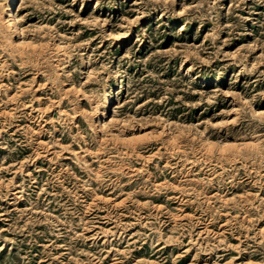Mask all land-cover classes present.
I'll list each match as a JSON object with an SVG mask.
<instances>
[{
  "label": "rangeland",
  "instance_id": "374dc122",
  "mask_svg": "<svg viewBox=\"0 0 264 264\" xmlns=\"http://www.w3.org/2000/svg\"><path fill=\"white\" fill-rule=\"evenodd\" d=\"M15 15L0 264H264V0H18Z\"/></svg>",
  "mask_w": 264,
  "mask_h": 264
},
{
  "label": "bare ground",
  "instance_id": "6f19581e",
  "mask_svg": "<svg viewBox=\"0 0 264 264\" xmlns=\"http://www.w3.org/2000/svg\"><path fill=\"white\" fill-rule=\"evenodd\" d=\"M18 3V0H9V5L8 7L4 10L3 12V18H2V25L0 26H4L6 28H8V30H10L11 34L13 35V37H17L18 35L21 34V28L19 25V21L18 18L16 17V4ZM44 49V48H43ZM83 92V91H82ZM113 103V101L111 99H109L107 101V105L105 107H103V110H107L111 107V104ZM115 105V103H113V106ZM112 108V107H111ZM98 109V108H97ZM44 111V110H43ZM100 114L102 113V115L105 116V113H103V111L101 109H99ZM94 124V123H93ZM96 124V123H95ZM99 126L101 128H104L106 126L107 123H105V121H103L102 119L99 121ZM173 139V138H172ZM117 140V139H116ZM237 145V144H236ZM246 146V145H245ZM253 146V145H252ZM243 148V147H242ZM258 148V147H257ZM222 149V148H221ZM233 150V149H232Z\"/></svg>",
  "mask_w": 264,
  "mask_h": 264
}]
</instances>
